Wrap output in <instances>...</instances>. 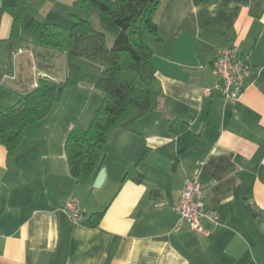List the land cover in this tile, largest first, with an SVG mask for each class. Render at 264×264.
Returning <instances> with one entry per match:
<instances>
[{"label":"crops","instance_id":"obj_1","mask_svg":"<svg viewBox=\"0 0 264 264\" xmlns=\"http://www.w3.org/2000/svg\"><path fill=\"white\" fill-rule=\"evenodd\" d=\"M76 1L0 0V84L23 94L17 82L31 91L43 76L65 80L66 56L37 45L34 32L70 28L84 15ZM155 22L147 43L162 104L114 137L100 188L97 176L78 183L65 154L71 131L93 120L67 112L86 84L30 127L16 153L0 145V264H264V0H161ZM232 45L251 70L241 99L228 103L212 64ZM179 122L188 127L175 132ZM194 175L218 216L202 220L205 233L177 228L176 206ZM70 200L78 222L64 212ZM102 211L97 226L82 224Z\"/></svg>","mask_w":264,"mask_h":264},{"label":"trees","instance_id":"obj_2","mask_svg":"<svg viewBox=\"0 0 264 264\" xmlns=\"http://www.w3.org/2000/svg\"><path fill=\"white\" fill-rule=\"evenodd\" d=\"M160 3L77 0L75 8L84 15L73 16L70 28L40 24L34 41L66 56V78L63 82L40 78L38 86L25 94L0 85V145L9 154L16 153L30 127L49 117L56 105L65 103L70 91L91 85L103 93V101L87 130L73 129L65 143L72 177L78 183L90 184L103 168L114 137L162 104L163 89L147 43L148 38L158 35L155 14ZM20 21L21 16L15 15L14 37ZM179 123L173 125L175 132L188 127ZM136 182H142L141 175ZM246 208L252 216L260 217L254 204ZM104 213H94L82 224L95 227Z\"/></svg>","mask_w":264,"mask_h":264},{"label":"built area","instance_id":"obj_3","mask_svg":"<svg viewBox=\"0 0 264 264\" xmlns=\"http://www.w3.org/2000/svg\"><path fill=\"white\" fill-rule=\"evenodd\" d=\"M212 65L219 78L224 100L228 103L238 102L244 93L243 81L251 70L250 62L243 58L237 46L232 45L222 48ZM203 189L198 175L187 181L176 206L179 215L177 228L187 224L192 230L205 233L202 220L208 219L213 222L218 220L217 214L206 205ZM64 212L71 222H78L81 218L74 200L66 203Z\"/></svg>","mask_w":264,"mask_h":264},{"label":"rangeland","instance_id":"obj_4","mask_svg":"<svg viewBox=\"0 0 264 264\" xmlns=\"http://www.w3.org/2000/svg\"><path fill=\"white\" fill-rule=\"evenodd\" d=\"M111 43V42H110ZM66 58V57H65ZM59 61V62H58ZM56 60V63L54 64V68L56 71L58 70H61V67H62V62L61 60ZM67 62V59L65 60V63ZM66 69H67V64H66ZM31 82H28V81H21L20 83H16L17 85L20 84V86H23L26 90L25 91H28L30 92V90H28V85L30 84ZM85 86H89L87 88H91V89H85L83 90V94H81V99L75 101V102H71L70 103V108L71 109H68L67 112H70V114L72 115H75V114H78L80 115V123H82V120L88 116H92V119L94 118L98 108L100 107L102 101H103V93L94 88L93 86L91 87V85H88L86 84ZM28 92H24L23 94L25 93H28ZM70 114H65V116H69ZM82 125V124H81ZM89 127L88 126H84V128H82L83 130L82 131H85L87 130V128Z\"/></svg>","mask_w":264,"mask_h":264},{"label":"water","instance_id":"obj_5","mask_svg":"<svg viewBox=\"0 0 264 264\" xmlns=\"http://www.w3.org/2000/svg\"><path fill=\"white\" fill-rule=\"evenodd\" d=\"M42 78L47 79V80H53V81H55L54 79H52L49 76H43ZM105 177H106V172H105L104 169H102L99 172V174L97 176V179H96V181L94 183V188H100L103 185V183H104Z\"/></svg>","mask_w":264,"mask_h":264}]
</instances>
